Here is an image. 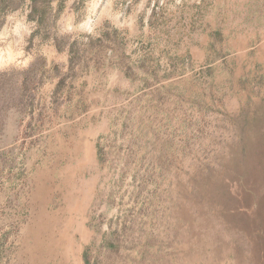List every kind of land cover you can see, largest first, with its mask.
I'll use <instances>...</instances> for the list:
<instances>
[{"label": "rangeland", "instance_id": "rangeland-1", "mask_svg": "<svg viewBox=\"0 0 264 264\" xmlns=\"http://www.w3.org/2000/svg\"><path fill=\"white\" fill-rule=\"evenodd\" d=\"M94 3L59 36L32 0L36 58L0 71V264H264V0H71L74 27Z\"/></svg>", "mask_w": 264, "mask_h": 264}, {"label": "clouds", "instance_id": "clouds-1", "mask_svg": "<svg viewBox=\"0 0 264 264\" xmlns=\"http://www.w3.org/2000/svg\"><path fill=\"white\" fill-rule=\"evenodd\" d=\"M31 2L32 0H25L21 8L7 13L4 17L3 27L0 28V71L10 68L27 69L36 58L32 52L26 51L28 39L32 37L39 26L36 19L29 20L28 18L32 12ZM59 3L60 0H52V5L55 8L59 7ZM70 4L71 0H65V8L57 20V35L63 36L73 32L98 35L95 31L98 26L97 21L106 15L105 6L102 3H94L89 9L90 14L86 15L84 20L74 27L71 20L75 10L69 13ZM92 9L97 11H92ZM65 14L68 15V21L62 24L65 21ZM120 15L121 13H116L115 18L118 19ZM46 47H48L47 44L42 45L41 54H44Z\"/></svg>", "mask_w": 264, "mask_h": 264}, {"label": "trees", "instance_id": "trees-1", "mask_svg": "<svg viewBox=\"0 0 264 264\" xmlns=\"http://www.w3.org/2000/svg\"><path fill=\"white\" fill-rule=\"evenodd\" d=\"M114 34H115V32H114ZM217 35H218V33H216V36ZM128 69H129V67H126V70H128ZM96 145H97L96 146L97 160L99 162H102L103 161V155H104L103 151L101 150V148H99L98 142ZM115 235H116V233L111 232L108 235V239L103 242V244L101 245L100 248H106L107 250H110V251H117L119 244H117V242H115V240H114ZM90 259H91L90 250H89V248H85V250L83 251V255H82L83 263L84 264H95L94 262H90Z\"/></svg>", "mask_w": 264, "mask_h": 264}]
</instances>
